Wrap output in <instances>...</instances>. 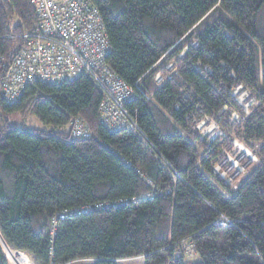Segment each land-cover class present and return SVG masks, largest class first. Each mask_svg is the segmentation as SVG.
Wrapping results in <instances>:
<instances>
[{"label": "trees", "instance_id": "16d2710c", "mask_svg": "<svg viewBox=\"0 0 264 264\" xmlns=\"http://www.w3.org/2000/svg\"><path fill=\"white\" fill-rule=\"evenodd\" d=\"M91 3L139 129L105 124L104 92L87 74L28 84L14 101L0 87L2 239L35 264H264V0ZM39 25L32 0H0V81ZM238 86L258 102L248 112ZM74 117L87 138L72 136ZM204 119L228 136L208 145ZM233 139L257 157L236 188L213 171ZM100 203L51 234L57 212ZM221 216L233 223L216 224Z\"/></svg>", "mask_w": 264, "mask_h": 264}, {"label": "built area", "instance_id": "2783aa9c", "mask_svg": "<svg viewBox=\"0 0 264 264\" xmlns=\"http://www.w3.org/2000/svg\"><path fill=\"white\" fill-rule=\"evenodd\" d=\"M32 3L40 25L35 33L25 34L28 38L25 45L15 55L0 81L5 99H18L26 85L37 81L58 84L87 74L104 92L101 112L105 124L112 129H139L125 106L134 97L133 88L106 61L110 42L98 8L91 0H32ZM161 78L160 73L155 77L156 80ZM89 135L84 121L74 117L72 136L79 139ZM251 157L257 160L256 155ZM104 205L107 204L57 212L52 217L51 234L56 233L60 220L69 215L88 213ZM232 223L233 220L223 216L216 221L221 226ZM181 242L185 254L194 251L191 242L186 239ZM0 244L9 264H35L27 252L11 248L4 240Z\"/></svg>", "mask_w": 264, "mask_h": 264}, {"label": "rangeland", "instance_id": "374dc122", "mask_svg": "<svg viewBox=\"0 0 264 264\" xmlns=\"http://www.w3.org/2000/svg\"><path fill=\"white\" fill-rule=\"evenodd\" d=\"M169 65L170 67H168ZM169 65L167 68L171 71H175L173 63H169ZM233 95L246 112L250 111V106L252 104L258 103L251 95L250 91L242 86H238L233 91ZM238 119V114L232 112L231 120L237 121ZM198 127L202 131L201 136L206 138L208 145L211 141L219 139L220 136H228L220 126L209 119L202 120L198 124ZM232 142L234 145L232 148L233 150L229 152L221 150V154L218 156L220 161L216 163L213 171L226 185L235 186L245 175H247L256 160L251 157L255 154H253L250 148L244 143H241L237 139H233ZM219 143H222V140H220ZM189 258L195 261L198 259V256L192 251L189 254ZM120 264H145V262L141 260H122Z\"/></svg>", "mask_w": 264, "mask_h": 264}, {"label": "bare ground", "instance_id": "6f19581e", "mask_svg": "<svg viewBox=\"0 0 264 264\" xmlns=\"http://www.w3.org/2000/svg\"><path fill=\"white\" fill-rule=\"evenodd\" d=\"M247 152V151H246ZM5 241V240H4ZM0 242H3L2 235L0 233ZM7 244V243H6Z\"/></svg>", "mask_w": 264, "mask_h": 264}]
</instances>
